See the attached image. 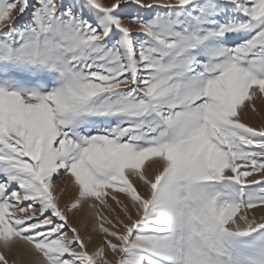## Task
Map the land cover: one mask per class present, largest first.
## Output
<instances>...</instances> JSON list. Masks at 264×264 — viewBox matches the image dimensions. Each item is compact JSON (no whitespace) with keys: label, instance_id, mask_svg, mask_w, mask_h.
Wrapping results in <instances>:
<instances>
[{"label":"snow or ice","instance_id":"1","mask_svg":"<svg viewBox=\"0 0 264 264\" xmlns=\"http://www.w3.org/2000/svg\"><path fill=\"white\" fill-rule=\"evenodd\" d=\"M262 113L264 0H0V264H264Z\"/></svg>","mask_w":264,"mask_h":264},{"label":"rangeland","instance_id":"2","mask_svg":"<svg viewBox=\"0 0 264 264\" xmlns=\"http://www.w3.org/2000/svg\"><path fill=\"white\" fill-rule=\"evenodd\" d=\"M264 114V113H262ZM247 122L252 123L253 125H258L261 122V118L259 116H256L255 114H249V116L245 117ZM75 221H74V226H75Z\"/></svg>","mask_w":264,"mask_h":264}]
</instances>
